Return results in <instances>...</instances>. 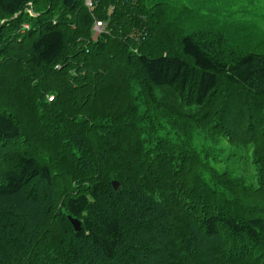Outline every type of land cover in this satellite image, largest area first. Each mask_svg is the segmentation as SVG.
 Instances as JSON below:
<instances>
[{
  "label": "trees",
  "instance_id": "16d2710c",
  "mask_svg": "<svg viewBox=\"0 0 264 264\" xmlns=\"http://www.w3.org/2000/svg\"><path fill=\"white\" fill-rule=\"evenodd\" d=\"M189 1L0 0V264H264V53Z\"/></svg>",
  "mask_w": 264,
  "mask_h": 264
},
{
  "label": "rangeland",
  "instance_id": "374dc122",
  "mask_svg": "<svg viewBox=\"0 0 264 264\" xmlns=\"http://www.w3.org/2000/svg\"><path fill=\"white\" fill-rule=\"evenodd\" d=\"M202 1H210L214 4L216 9L222 10L219 11L224 18V22L228 25L229 29L233 31H237L235 26V22L238 20L240 26H242L247 33V36L243 39L239 35H235L233 31L228 32L227 40L225 46L230 51L235 53L232 56L238 54L240 52V48H245L246 51L255 52V53H264V0H202ZM183 2L187 4H191L192 2L196 4L195 1L183 0ZM91 0H86V5L91 7ZM209 5V4H208ZM201 21L202 26L207 28V21L209 18V7L205 4L201 7ZM186 18V17H185ZM188 19V18H186ZM95 24H99L98 21ZM94 29V27H93ZM242 32H240L241 34ZM235 35V37H233ZM232 36V37H231ZM237 36L240 38V41H237ZM242 36V34H241ZM186 111L194 112L195 109L193 107L184 108ZM196 140V138H195Z\"/></svg>",
  "mask_w": 264,
  "mask_h": 264
},
{
  "label": "water",
  "instance_id": "95a60500",
  "mask_svg": "<svg viewBox=\"0 0 264 264\" xmlns=\"http://www.w3.org/2000/svg\"><path fill=\"white\" fill-rule=\"evenodd\" d=\"M113 184L115 187L117 186L116 182H114ZM71 222L76 230H80L78 221L72 219Z\"/></svg>",
  "mask_w": 264,
  "mask_h": 264
},
{
  "label": "built area",
  "instance_id": "2783aa9c",
  "mask_svg": "<svg viewBox=\"0 0 264 264\" xmlns=\"http://www.w3.org/2000/svg\"><path fill=\"white\" fill-rule=\"evenodd\" d=\"M91 5V3H89ZM103 25L101 23L99 24H95L94 25V29L99 32L102 29ZM48 100H51V98H49Z\"/></svg>",
  "mask_w": 264,
  "mask_h": 264
}]
</instances>
